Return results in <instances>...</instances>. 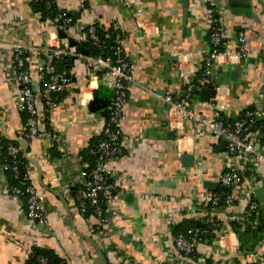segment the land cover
Here are the masks:
<instances>
[{"label": "crops", "instance_id": "crops-1", "mask_svg": "<svg viewBox=\"0 0 264 264\" xmlns=\"http://www.w3.org/2000/svg\"><path fill=\"white\" fill-rule=\"evenodd\" d=\"M130 1L140 9V16L125 4V0H57V5L78 12L83 25L117 23L126 34L125 52L135 70V81L128 86L124 130L138 142H133L132 156L122 157L111 165L120 187L118 211L112 218L119 230L106 238L105 254L109 264H126L130 260L135 264H157V261L166 260L167 245L162 249L159 238L167 232L168 225L184 220L196 224L204 213L198 212L194 216V212L191 213L194 205L199 204L193 203L194 196L203 198L211 192L204 187V181L215 182L219 171L232 169L230 165L235 166L237 160L230 158L228 162L224 158L226 145L222 148V142L192 121L187 120L179 128L172 129L168 106L161 99L167 91L184 97L189 84L198 83L203 77L205 56L210 53L211 44L207 28L201 22L200 1L190 0L187 22L183 0ZM222 2L227 8L222 21L230 38L227 50H236L237 34L245 31L248 56L240 59L221 57L213 73L215 84L220 72L226 73L227 77L218 85L215 95L210 87L207 88L212 94L208 102L201 100L200 90L190 104L202 108L208 115L219 109L222 115L233 119L240 111L252 106L264 91V0H247L244 4ZM195 17H199L198 21ZM15 20L25 22L26 40L37 46L45 43L48 31L27 0H0V28L12 27ZM60 39V35L53 37L52 44L59 43ZM11 56L10 49L0 48V131L5 138L14 140L24 137L26 122L17 109V82L9 78L3 66L5 62H11ZM35 67L36 64L33 69ZM35 69L33 76L37 80ZM71 70L73 82L54 111L46 112L40 95L37 104L42 128L48 117L50 129L60 138L56 142L57 149L61 153L81 155L92 138L100 136L103 123L97 112L90 110L95 92L98 91L104 102L111 97V92L99 81L102 70L92 74L79 61L74 62ZM232 71L239 72L235 79L231 78ZM36 85L40 92L41 85L37 82ZM103 87L105 91L101 90ZM171 130L175 131V139L167 137ZM53 144L47 134L41 133L29 141V156L40 165L43 182L59 191L60 169L65 172L70 166L62 159L53 160ZM218 145L219 150L216 149ZM261 150H264V142L258 150L261 159L256 161L255 177L259 178L260 186L264 179V153ZM183 154L194 156L193 166L182 167ZM33 165L35 169L30 170L46 196V214L52 231L48 233L45 227L29 224L21 202L6 195L0 187V264H27L33 246L54 250L60 264H98L94 246L73 227L91 235L90 222L65 195L71 214L57 195L46 194L39 182V169ZM2 177L0 169V181ZM252 184L250 178H243L246 189ZM242 188L232 189L235 202L231 207L223 206L214 214L225 231L221 246L204 240L197 248V258L209 257L212 264H220L222 260L227 264H254L264 252V236L252 248L241 250L239 235L229 229L230 221L243 215L247 201L252 197L242 192ZM260 220L264 221L259 209L253 226L260 225ZM245 224H242V230ZM169 234L173 236L171 231ZM136 239L146 244L144 250L131 244L130 241ZM166 242L169 241L165 239ZM189 259L196 264L194 258Z\"/></svg>", "mask_w": 264, "mask_h": 264}, {"label": "built area", "instance_id": "built-area-1", "mask_svg": "<svg viewBox=\"0 0 264 264\" xmlns=\"http://www.w3.org/2000/svg\"><path fill=\"white\" fill-rule=\"evenodd\" d=\"M27 1L31 6L43 3L48 9H51L55 3L57 5V0ZM199 1L202 10L201 22L207 28L206 33L211 44L210 53L205 56L203 77L200 82L189 84L184 97L167 91L161 96V99L168 106L169 122L172 129H176V126L179 128L189 120L195 123L198 128L212 134L218 142L226 141L224 158L228 159V162L230 158L236 159L237 164L230 165L232 169L219 171L215 182H218L221 188L228 187L231 190L243 187L242 192L252 195L247 201L243 215L236 216L234 219L244 224L246 221L257 219V212L261 206L255 194V190L260 187L259 178L255 177V174L258 170L256 161L261 159L257 145L264 142V134L251 119L261 120L264 118V91L259 94L252 106L240 111L232 120L222 118L219 109L208 115L202 108H195L190 104V99L196 91L212 86L215 93L217 92L219 86L215 84L213 73L217 61L221 57L240 59L248 56L245 31H240L237 34L236 50H227L230 38L222 26L227 12L224 2L222 0ZM125 4L137 16L141 15L142 12L133 2L125 0ZM57 7L62 14L56 18L47 17L42 20V16L35 13L48 31L45 43L40 46L25 39L27 35L25 22L15 20L13 26L8 25L6 30H3L1 26L0 48L10 49L12 55L11 62H5L3 66L9 78L16 80L19 87L17 109L20 113L27 114L24 138L30 140L45 133L52 142H58L60 138L56 137L52 130L47 129L46 126L42 128L37 101L40 95L44 109L50 113L58 106L62 95L69 90L73 82V72L71 69L60 70L58 66L60 61L65 57H72L75 62L79 61L84 64L92 74L98 70L105 72L99 76V81L111 91V97L104 102V110H107V115L104 116L100 111H96L97 116L99 115V119L103 122L100 130V136L103 137L95 147L90 149V153L96 157V164L91 166L82 155L67 152L62 153L58 158V160L67 161L70 166L65 172L60 169L61 175L58 174L61 180L59 192L70 196L72 188H77L74 196L76 205H74L80 215L90 222V236L105 252L106 238L109 234H117L116 231L119 230V227L114 225L112 218L118 211L116 204L120 187L111 165L122 157L132 156L135 147L133 142H138L124 130L125 106L129 97L128 86L135 81V70L125 52L126 34L117 23L108 26L100 22L83 25L80 18L71 15L73 11L58 5ZM196 19L198 21L199 17L194 18V20ZM97 26L101 29L99 30ZM109 29L115 32L114 43L111 47L114 52L112 56L108 52L106 42L101 38V31L107 35ZM61 31L66 34V37L60 36L59 43L52 44V38H58ZM71 40H74L79 46L89 42L97 46L103 53L96 56L85 54L76 44L72 45ZM222 44L226 45L224 51L219 50ZM34 64H36V69H34L37 73V80L33 76ZM36 82L41 85L40 92ZM2 136L5 135L3 131H0V169L3 173L0 187L6 195L17 198L21 202L29 224L37 228L45 227L49 233L52 231V224L46 214V196L35 183L31 168H22L24 163L20 145L11 144L8 146L7 153H2ZM8 173L13 176L17 184L11 183ZM245 177L253 181L252 187L250 186L248 189L243 186ZM196 202L199 204L194 205L191 213L194 212L193 216L198 212L204 213V216L198 219L206 223L207 226L190 229V236L183 234L171 236L169 231L173 224H169L167 232L159 238L162 249L167 245L166 260L157 261V264H193L189 259L191 257L194 258L193 261L196 264H205L209 257L197 258L196 252L200 244L204 242L207 233L212 234V242L221 246L225 238V231L224 227H221L219 221L215 219L214 214L218 213L223 206L227 208L234 204L233 191L226 194L218 191L209 192L203 198L195 195L193 203ZM229 229L233 231L231 227ZM165 239L169 242L164 243ZM130 242L142 250L146 246L137 239ZM38 264H47L46 258H40ZM122 264L125 263L122 262ZM126 264H135V262L130 260ZM220 264L227 263L222 260ZM254 264H264V252Z\"/></svg>", "mask_w": 264, "mask_h": 264}, {"label": "trees", "instance_id": "trees-1", "mask_svg": "<svg viewBox=\"0 0 264 264\" xmlns=\"http://www.w3.org/2000/svg\"><path fill=\"white\" fill-rule=\"evenodd\" d=\"M31 9L33 10L34 13L40 14L42 16V20H45L47 17L56 18L57 16H60L62 14L61 11L58 9L56 3L53 5V7L51 9H48L46 6H44L43 3L32 4ZM71 15L74 16L75 18H79V16H80V14L78 12H72ZM97 28L99 30L101 29L99 26H97ZM114 37H115V32L112 29L111 30L109 29V32L107 35H105L104 31H101V38L103 41L106 42V45L108 47L107 49H109L108 52L111 54V56L114 53L111 49V47L113 46V43H114ZM76 46L83 53L88 54V55L96 56V55L103 53L101 50H99V48L97 46H94L93 44H91L89 42L83 43L80 46L78 44H76ZM225 49H226L225 44H222L219 47V50L224 51ZM74 62H75L74 58L65 57L62 61H60L58 66H59L60 70L61 69L70 70L72 68ZM33 67H34V65H33ZM103 73H105V72L102 70L101 74H103ZM209 87L211 88L212 94L215 95L214 88L212 86H209ZM101 90L105 91L106 89L103 87V88H101ZM107 93L109 94V92H107ZM197 93L198 92L196 91L193 94L192 98L190 99L191 104L193 103L194 96ZM21 116H22V119L26 122L27 114L21 113ZM221 117L224 119H227V120H232V118L227 117V116L222 115V114H221ZM48 119L49 118L46 117V121H47L46 122V128L50 130ZM251 121H253L254 124L257 127H259L261 132L264 134V120L252 118ZM24 137H25V135H24ZM102 137L103 136H96V137L92 138L89 146L81 153V155L83 156L85 161H87L91 166H94L96 164V157L90 153V149L95 147L97 145V143L102 139ZM31 140L32 139H30L29 141H31ZM1 144L3 146L1 151L4 154L7 153V149H8L9 145H11V144H15L18 146L20 145L19 142L14 141V140H9V139L5 138L4 136L1 137ZM216 149L219 150L220 145L216 146ZM52 151L54 152V153L51 152L52 157L54 156L53 160L61 157L62 153H61V151H59L57 149L56 142H54V144H53ZM29 152H31V150H28V153ZM22 161L24 163L22 165L23 169H26L28 167H30L31 169L32 168L35 169V166L33 165V163L24 157L23 151H22ZM8 177H9L11 183L17 184V181L15 179H13V176L10 173H8ZM50 187L56 188L53 185ZM76 190H77V188H72V190L70 192V196H66V198L70 199L72 201V204H75V205H76V201H75L74 196H75ZM217 191L220 193L226 194V193H230L232 190H231V188H228V187H222ZM45 193L46 194H52V192L49 190H46ZM253 199H254V197H253ZM74 208H76V207H74ZM76 210H77V208H76ZM77 214H78V212H77ZM258 218H259V216H258ZM253 221H254V219H252L250 221H246L244 230H242V224L240 222H238L236 220L230 221V227L233 229L234 232H236L239 235V239L241 241V246H240L241 250H243L244 248L245 249L252 248L254 245H256L257 241L260 240L264 236V221L260 220L261 224L258 226H253ZM193 228H197L196 224L193 221L184 220L182 223H177L175 225L173 224V226L171 227V232H172V235H174V236H177L180 234L190 236L189 230L193 229ZM207 230L209 231V228H207ZM262 232H263V234H262ZM212 238H213L212 234H210V233L205 234V240L212 242V240H213ZM40 258H46L47 264H60L59 260L57 258V254L55 253L54 250L46 248V247H38V246L32 247L31 253H30L28 261H27V264H38ZM206 264H212L210 259H208L206 261Z\"/></svg>", "mask_w": 264, "mask_h": 264}, {"label": "water", "instance_id": "water-1", "mask_svg": "<svg viewBox=\"0 0 264 264\" xmlns=\"http://www.w3.org/2000/svg\"><path fill=\"white\" fill-rule=\"evenodd\" d=\"M230 3H245L247 2V0H229ZM189 5H190V0H183V6H184V16H185V21L187 22V16H188V8H189ZM60 36L61 37H66V34L63 33L62 31L60 32ZM71 44L72 45H75L76 42L74 40H71ZM238 73L237 71H232L231 72V78L232 79H235L237 76H238ZM224 77H227V74L224 73V72H220L218 77H217V83L216 85L218 86L219 84H221L222 80ZM211 91L207 88H204L201 90V100L202 101H206L208 102L210 99H211ZM183 96H185L183 94ZM105 109V105H104V101H102V99L98 96V91L95 92V96H94V100L90 103V110L91 111H100L102 115H107V110H104ZM167 137L169 139H175V131L171 130L170 132H168L167 134ZM14 140H16L17 142H19L20 146H21V149L23 151V155L24 157L29 160L30 162H32L33 164H35L38 169H39V182L41 184V186L43 188H45L46 190H49L51 192H53L55 195H57L61 201L64 203L65 205V208L67 209V211L69 212V214H71V210L69 208V205L66 201V198L63 196V194L57 190H54L52 189L51 187L47 186L43 180H42V177H41V167L40 165L37 163L36 160H34L31 156H29V153H28V150H29V140L22 137V138H15ZM226 145V141H222V148H224ZM260 149V145L258 144L257 145V150ZM263 153H264V150H261ZM194 156L193 155H189V154H183L181 156V165L182 167L184 168H189L190 166H193L194 164ZM204 187L206 189H208L209 191L211 192H215L217 190H219L221 187L219 185L218 182H212V181H204ZM255 194H256V198L258 199V201L261 203V206H260V212H261V216H262V219L264 220V179L262 181V185L255 190ZM196 224L200 227H206L207 224L200 221V220H196ZM73 227L75 228L76 232L81 236L83 237L85 240H87L88 242H90L96 252H97V263L98 264H109L108 262V258L105 254V252L103 251V249L101 248V246L96 242V240L90 236V235H85L83 234L81 231H79L74 225ZM96 259V258H95Z\"/></svg>", "mask_w": 264, "mask_h": 264}]
</instances>
